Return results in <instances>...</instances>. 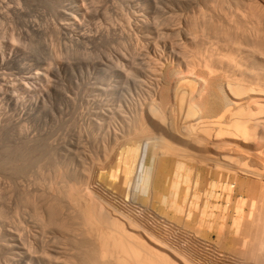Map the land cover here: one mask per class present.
Returning a JSON list of instances; mask_svg holds the SVG:
<instances>
[{"label":"bare ground","instance_id":"6f19581e","mask_svg":"<svg viewBox=\"0 0 264 264\" xmlns=\"http://www.w3.org/2000/svg\"><path fill=\"white\" fill-rule=\"evenodd\" d=\"M65 1L73 6L65 16L76 26L81 0ZM175 3L179 10L183 2ZM219 3L218 14L212 9L205 16V38L180 30L181 49L169 48L170 34L157 31L146 53L161 51V68L148 62L131 68V88L142 92L145 79L166 75L167 93L157 86L149 100L122 101L103 137L83 129L71 143L73 153L69 147V184L29 186L33 204L47 209L27 207V218L17 204L15 221H1L0 250L9 264H264V0ZM199 39L207 45L204 54L187 60L184 45ZM12 43L13 36L9 46L16 48ZM124 59L113 60L112 71ZM22 82L30 107H38L49 93L46 77ZM114 98L110 106L120 102ZM103 107L87 117L98 132L105 130ZM135 121L153 124L155 138L108 154ZM182 141L207 149H184Z\"/></svg>","mask_w":264,"mask_h":264},{"label":"rangeland","instance_id":"374dc122","mask_svg":"<svg viewBox=\"0 0 264 264\" xmlns=\"http://www.w3.org/2000/svg\"><path fill=\"white\" fill-rule=\"evenodd\" d=\"M181 1L182 6L177 10L175 0H81L79 5L84 12L76 18L74 26L65 16L73 10L70 2L0 0V224L1 221H15L16 206L20 204L21 217H30L27 207L36 211L42 208L40 213L47 209L42 204H33L34 198L27 193L33 184L56 190L69 184L65 177L67 165L71 164L67 157L69 147L72 148L71 143L83 129L91 137H103L123 105L122 101L149 100L148 91L157 86L163 94L167 93L165 87L169 82L162 73L165 69L159 72L164 77L145 79L142 92H139L131 88L135 77L131 68L138 65L141 68L148 62L152 69H160L162 52L154 56L146 53L148 44L157 42L154 34L157 31L170 34L167 39H171V43L167 41L166 46L178 45L181 49L183 40L177 32L181 30L187 36L205 38L202 26L204 19L209 18L205 16L212 13V9L218 14L222 6L219 0L199 3L200 6L191 0ZM11 36L15 38L16 43L12 44L16 48L9 46ZM184 46L189 61H199L207 47L200 39ZM134 56H138V60ZM119 57L126 58L122 60L123 66L120 71H112L113 60ZM113 72L128 73L129 78H119ZM42 73L48 81L49 93L38 107L31 108L28 96L23 93L22 78ZM170 77L176 84L175 76L171 74ZM113 95L120 98V102L110 106L108 100ZM17 99L19 106L15 103ZM103 104L107 105L103 107ZM101 107L105 108L107 116L101 121L105 130L98 132L87 117H92L96 110L101 111ZM110 112L115 114L112 116ZM145 122L135 121L130 132L108 154L115 152V148L116 151L135 148L141 141L155 138L153 124L147 126ZM180 144L178 146L184 149L187 145L193 149H207L204 143L182 141ZM71 151L73 153L74 148ZM47 242L52 245L48 238ZM1 245L0 241V249ZM5 251L0 250V264H9Z\"/></svg>","mask_w":264,"mask_h":264}]
</instances>
